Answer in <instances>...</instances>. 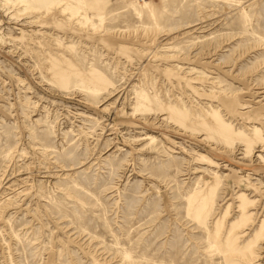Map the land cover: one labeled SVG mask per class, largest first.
I'll use <instances>...</instances> for the list:
<instances>
[{"label": "rangeland", "instance_id": "obj_1", "mask_svg": "<svg viewBox=\"0 0 264 264\" xmlns=\"http://www.w3.org/2000/svg\"><path fill=\"white\" fill-rule=\"evenodd\" d=\"M0 264H264V0H0Z\"/></svg>", "mask_w": 264, "mask_h": 264}]
</instances>
